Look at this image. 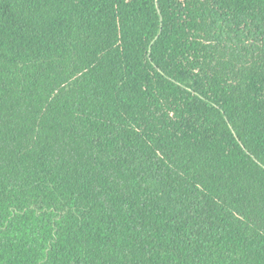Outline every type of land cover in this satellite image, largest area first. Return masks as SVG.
Here are the masks:
<instances>
[{"label":"trees","instance_id":"16d2710c","mask_svg":"<svg viewBox=\"0 0 264 264\" xmlns=\"http://www.w3.org/2000/svg\"><path fill=\"white\" fill-rule=\"evenodd\" d=\"M0 264H264V0H0Z\"/></svg>","mask_w":264,"mask_h":264}]
</instances>
